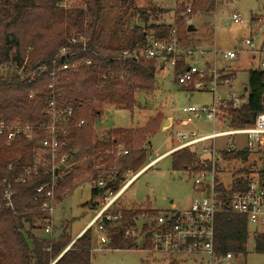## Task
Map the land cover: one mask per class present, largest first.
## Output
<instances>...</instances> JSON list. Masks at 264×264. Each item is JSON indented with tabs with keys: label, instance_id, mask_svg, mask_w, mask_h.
<instances>
[{
	"label": "trees",
	"instance_id": "16d2710c",
	"mask_svg": "<svg viewBox=\"0 0 264 264\" xmlns=\"http://www.w3.org/2000/svg\"><path fill=\"white\" fill-rule=\"evenodd\" d=\"M60 1L0 0V63L11 62L15 67L23 66L25 70H32L55 58L71 36L84 37L88 41V48L98 55L93 65L85 66L82 63L91 55L80 54L76 58L78 65L75 69L62 72L59 76L58 92L61 101L72 109L71 122L75 124L83 121V125L71 128L66 139L64 151L75 154L77 162L59 182L54 194L55 202L59 204L65 195L89 184L92 199L89 205L96 209L99 205L92 204L94 198L103 199L106 195H114L121 188L126 173L135 175L148 164L149 140L161 129L163 121V115L157 114L142 128H111L101 137L95 135L94 125L102 117L105 108L133 113L136 95L153 92L156 70L158 67L163 68L154 60L126 62L116 57L123 49L144 43L150 34L151 38L157 40L166 39L172 29L176 30L178 39L183 43L188 35H192L187 32L184 19L196 12L212 13L215 0H192L188 15L187 6L178 5L172 22L167 24L152 22L157 20L161 10L154 7L137 8L134 7L135 0H121L122 8L129 5L142 15V25L133 26L131 38L123 47L100 40L105 23V0H80V5L69 10L60 8ZM149 20H152L151 23ZM118 21L112 27L113 31L121 19ZM185 68L183 62H179L173 73L176 84V75ZM48 83L47 76L28 80L15 74L0 75V120L8 123L19 121L30 126L45 124L48 120ZM242 94L247 99L245 105L238 109L226 107L225 118L229 130L250 127L256 116L264 113V69L257 65L249 69ZM42 138L41 133L34 132L31 140L18 136L11 144H6L0 136V264H91V252L94 249L91 227L75 241L65 233L55 239L40 235L49 225L50 218L42 211L44 199L36 193V189L49 181V175L43 172L31 175L24 184L19 179L23 176V168L32 164L34 152ZM169 156L173 171L196 175L211 169L208 160L198 158L189 148ZM248 156L247 150L221 153L225 162H246ZM83 157H88V160L83 161ZM260 171L264 173V166ZM100 172L106 173L103 188L92 185ZM250 173L248 170H238L231 187L227 189L220 184L218 192L225 198L233 191L243 190L245 181L241 177ZM6 189L11 193V207L6 206L4 201ZM145 212L148 218L155 219L158 216L152 209L125 210L113 206L110 215L119 218L114 222L103 223L104 231L101 234L106 238L104 248L121 250L138 247L131 231L136 233L137 221ZM153 224L154 221L141 226L143 243L140 247L144 250L150 249L149 231ZM248 230L244 217L225 212L217 215L213 243L215 255L218 258L226 253L245 256ZM253 249L256 253H264L263 235L254 237Z\"/></svg>",
	"mask_w": 264,
	"mask_h": 264
},
{
	"label": "built area",
	"instance_id": "2783aa9c",
	"mask_svg": "<svg viewBox=\"0 0 264 264\" xmlns=\"http://www.w3.org/2000/svg\"><path fill=\"white\" fill-rule=\"evenodd\" d=\"M189 13L190 8L187 7L186 14ZM230 22L234 24L243 23L238 14H232ZM184 25L186 27L191 25V21L187 17L184 19ZM243 45L247 46L248 50L244 52L237 50L222 52L215 48L207 50L202 47L185 46L178 39L176 30L172 29L166 39L147 38L144 43L123 49L116 59L126 62L154 60L158 65L169 68L172 73H174L179 62H183L186 68L181 74L176 75L177 84L187 92H211L213 101L210 106L182 108L179 110L180 119L184 123L190 124L205 117L206 120L216 123L220 122L227 106L238 109L247 102L242 93L229 92L226 99L223 98L221 93L224 92H220L219 89L230 88L232 79H230V74L217 67V59L236 61L239 54L246 53L253 59L256 58L257 66L264 69V52L256 47L251 40H244ZM82 53L91 55L82 63L85 66L93 65L94 59L98 57L94 51L88 48V41L84 37L71 36L68 44L59 49L55 58L36 66L32 70H25L23 66L15 67L11 62L0 63V75L15 74L21 79L28 80L42 76L49 78L47 84L49 96L46 101L48 120L45 124L30 126L19 121L8 123L0 120V136L5 139L6 144H11L18 136L31 140L34 132L43 135L34 152L32 164L23 168V176L19 181L24 184L28 177L39 175L41 172L49 175V181L36 189V193L44 199L42 211L49 218H51L56 206L54 194L58 184L77 162L74 157L75 154L64 151L66 139L71 132V128L83 125V121L75 124L71 122L73 120L72 109L61 101L58 92L59 76L62 72L75 69L78 65L76 58ZM206 53L211 56L209 60H205ZM193 59H200L203 62L200 68L194 64L189 65L188 61ZM30 98H32V95H30ZM237 135L245 137V150L249 154L264 156V113L256 116L252 126L239 130L213 131L212 134L205 136H196L194 132H176L177 145L170 149L169 154L211 141L212 147L210 149L204 147L201 149L202 154L207 156L206 160L210 162L211 169L194 176L193 189L197 197L189 208L184 210L173 209L159 214L154 219V224L149 231V251L153 255L160 254L163 260H172L173 255L190 256L196 254L207 257L208 264H229L233 255L226 253L223 257L218 258L215 255L213 245L215 219L217 215L224 212L244 217L248 229L249 227L253 228L251 233L253 239L257 234L264 236V173L257 170V172L250 173L248 176L243 175L241 179L245 181L244 189L233 191L225 198L217 190L220 184L223 185L216 177L218 158L223 160L219 154L231 150H223L218 154L214 141L221 137H234ZM228 146L232 147L233 144L229 143ZM123 154H126V152H123ZM196 156L199 158L197 154ZM82 160L86 161L88 157H83ZM158 160L159 158L149 161V164L135 175L129 173L124 176L122 186L117 193L106 195L102 199L100 204L103 207L97 210L86 228H95V231L101 235L99 238L101 245L106 244V238L101 234L104 231L103 223L114 222L119 218V216L112 217L110 215L116 201L140 173L154 166ZM105 174V172H100L98 179L93 181L92 185L103 188L105 186L103 180ZM232 181L233 179L231 184ZM4 201L6 206L11 207V193L7 189L4 193ZM50 231L51 228L48 225L44 232L49 233ZM131 233L133 234L132 231Z\"/></svg>",
	"mask_w": 264,
	"mask_h": 264
},
{
	"label": "rangeland",
	"instance_id": "374dc122",
	"mask_svg": "<svg viewBox=\"0 0 264 264\" xmlns=\"http://www.w3.org/2000/svg\"><path fill=\"white\" fill-rule=\"evenodd\" d=\"M121 0H105V23L100 40L104 43L111 42L113 45L125 46L131 38V30L134 25H142V15L132 7H121ZM192 0H135L134 7L148 8L154 7L162 11L156 21L157 23H170L173 20L174 12L178 5L183 4L188 8L192 5ZM59 7L64 10L72 9L80 5V0H61ZM232 14H238L243 23L234 24L230 20ZM257 17V23L251 24V19ZM191 25L196 31L188 35L183 43L195 47H202L207 50L217 49L218 51H246L247 46L243 45L244 40H251L256 47L262 41L260 50L264 52V0H215L214 11L209 14L196 12L190 17ZM121 19L120 24L113 31L112 27ZM119 22V21H118ZM148 36L147 38H151ZM236 61H224L217 59L219 69L230 70L232 79L231 87L219 89L223 98L227 93L241 94L247 84L249 69L257 65V59L250 60L249 55L241 53ZM210 54L206 53L205 60L210 59ZM211 61V60H210ZM189 65L201 67L200 59L188 61ZM234 78H233V75ZM156 85L154 91L148 95H136V107L133 113L117 108H105L100 120L94 125L95 135L101 137L103 133L111 128L130 129L142 128L146 122L157 114L163 115L161 129L149 140L147 148V163L155 157L162 155L169 149L177 145L175 134L178 131L194 132L196 136L210 135L215 132L228 131L229 125L224 112L220 122L212 123L202 117L193 123L187 124L179 117V110L185 107L199 108L210 106L213 95L208 91L187 92L174 82L172 71L163 67L156 70ZM167 123L164 127L163 125ZM172 123V124H171ZM171 124V126H170ZM163 128V129H162ZM233 146L229 147L228 144ZM214 146L219 154L223 150H243L245 137L237 135L234 137H221L214 141ZM210 149L212 142L208 141L189 148L191 152L201 157L202 148ZM120 151L117 153L119 155ZM195 154V155H196ZM217 180L225 187H230L231 179L237 175L238 170H248L251 173L261 170L264 166V156L250 154L246 162L232 161L225 162L218 158ZM149 164V163H148ZM147 164V165H148ZM146 165V166H147ZM172 160L166 156L154 166L140 173L124 191L114 204L117 209H137L147 211L152 209L157 215L175 210L189 208L193 200L197 197L193 189V174L173 171ZM129 173H126L127 176ZM91 186L86 184L70 194L65 195L59 204H56L50 218L49 233L41 232L40 235L59 237L65 233L74 240L76 234L91 221L97 210L103 207L102 199L94 198L92 204L99 205L94 209L89 205L91 202ZM88 204V205H87ZM154 218H148L145 212L137 221L136 233L131 234L136 240L138 247L135 249L106 250L101 245L100 234L92 228L93 251L91 252V264H208V258L203 255L192 254L190 256L173 255L172 260H163L162 255H153L149 248L145 250L140 247L142 237L140 236L141 226L152 223ZM249 239L246 246L245 256H233L229 264H264V253L254 252V239L251 236L253 228L249 227ZM38 233V232H37Z\"/></svg>",
	"mask_w": 264,
	"mask_h": 264
},
{
	"label": "crops",
	"instance_id": "0c3cea01",
	"mask_svg": "<svg viewBox=\"0 0 264 264\" xmlns=\"http://www.w3.org/2000/svg\"><path fill=\"white\" fill-rule=\"evenodd\" d=\"M254 18H252L251 19V24H253V23H257V17L256 16H253ZM227 25L229 24V21H227V23H226ZM195 28V27H194ZM196 29V28H195ZM263 41V40H262ZM262 41L260 42V44L258 45L259 47L260 46H262ZM239 58V57H238ZM249 58H250V60H254L253 59V57H251V56H249ZM209 60V59H208ZM222 70H224L226 73H228V74H231L230 72V70H227L226 68L224 69H222ZM233 78H234V76H233ZM233 81V80H232ZM182 90H184L183 88H181ZM185 91V90H184ZM180 117V116H179ZM172 124V123H171ZM171 124H170V126H171ZM167 125V123H165L163 126L165 127ZM163 129V128H162ZM243 150H245V146H244V148H243ZM243 150H240V151H243ZM169 151H170V149L168 150V151H166L165 153H163L162 155H159V156H157V157H155L154 159H156V158H159V160L157 161V162H159L161 159H163L164 157H166V156H169V155H171V154H169ZM219 155H221V154H219ZM203 156V160H206L207 159V156L206 155H201V157ZM249 156H250V154H249ZM249 156H248V158H249ZM154 159H152V160H154ZM201 159V158H200ZM248 160V159H247ZM151 161V160H150ZM232 179H233V177H232ZM231 179V180H232ZM88 224L89 223H87L77 234H76V236L74 237V240H76L85 230H86V228H87V226H88Z\"/></svg>",
	"mask_w": 264,
	"mask_h": 264
},
{
	"label": "water",
	"instance_id": "95a60500",
	"mask_svg": "<svg viewBox=\"0 0 264 264\" xmlns=\"http://www.w3.org/2000/svg\"><path fill=\"white\" fill-rule=\"evenodd\" d=\"M196 31V29L194 28V26L193 25H189L188 26V28H187V32H189V33H193V32H195ZM68 250V248L64 251V252H66Z\"/></svg>",
	"mask_w": 264,
	"mask_h": 264
}]
</instances>
